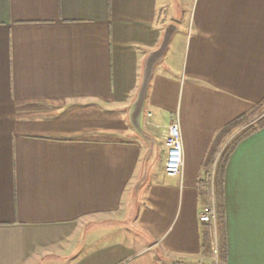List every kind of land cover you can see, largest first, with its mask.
<instances>
[{"label":"crops","instance_id":"0c3cea01","mask_svg":"<svg viewBox=\"0 0 264 264\" xmlns=\"http://www.w3.org/2000/svg\"><path fill=\"white\" fill-rule=\"evenodd\" d=\"M259 105L264 0H0V264H264V128L226 167L227 262L199 188Z\"/></svg>","mask_w":264,"mask_h":264},{"label":"trees","instance_id":"16d2710c","mask_svg":"<svg viewBox=\"0 0 264 264\" xmlns=\"http://www.w3.org/2000/svg\"><path fill=\"white\" fill-rule=\"evenodd\" d=\"M264 109V105H259L252 113L249 115H245L231 123L225 129H223L216 140L214 141L208 157L206 159L204 170L206 171V181L201 182L199 184L200 193L203 199H207V187L208 180L207 177L210 174V170L212 168L214 159L219 152V147L225 137L237 126L242 124L243 121L249 120L251 117L255 116L259 111ZM259 128H264V118L260 122ZM256 129H249L240 136H238L233 142L225 149V151L221 154L220 159L215 167L214 173V192H215V200H216V214H217V224L220 234V256L223 262H227L228 257V246H227V229H226V211H225V203H224V180H225V171L229 159L238 146V144L251 134L255 133ZM204 251L206 254H210L211 252V235L210 232L207 231L204 235Z\"/></svg>","mask_w":264,"mask_h":264},{"label":"built area","instance_id":"2783aa9c","mask_svg":"<svg viewBox=\"0 0 264 264\" xmlns=\"http://www.w3.org/2000/svg\"><path fill=\"white\" fill-rule=\"evenodd\" d=\"M166 153L164 173L167 177L175 178L181 175L183 161V146L181 141L180 126L173 123L164 141ZM201 222L211 228H217L216 200L210 198L208 205L204 208Z\"/></svg>","mask_w":264,"mask_h":264},{"label":"rangeland","instance_id":"374dc122","mask_svg":"<svg viewBox=\"0 0 264 264\" xmlns=\"http://www.w3.org/2000/svg\"><path fill=\"white\" fill-rule=\"evenodd\" d=\"M264 118V110L259 111L255 116L251 117L249 120H245L242 122V124H240L239 126H237L236 131H231L223 140V142L221 143L219 150H222L224 147V151L225 149L233 142V140H235L239 135L243 134L244 132H246L247 130L253 128V129H257L259 128L260 122L263 120ZM182 141V138H181ZM146 146L148 147V149H150V145L147 143ZM161 150H155L154 151V158L150 161L147 162L146 165L152 166L154 167L156 170L160 169L161 166V160H160V156H161ZM223 153V152H222ZM221 156V155H220ZM217 165V164H216ZM213 169V168H212ZM212 169L210 170V174L207 177V199H206V206L208 205L210 198L215 197V192H214V173L215 170L212 172ZM218 226V224H217ZM216 258V257H215ZM216 260V259H215ZM218 261V260H217ZM220 262L218 261V264ZM221 264V263H220Z\"/></svg>","mask_w":264,"mask_h":264}]
</instances>
